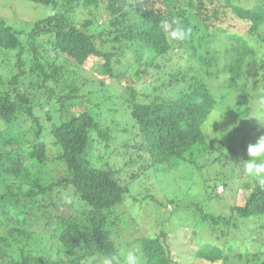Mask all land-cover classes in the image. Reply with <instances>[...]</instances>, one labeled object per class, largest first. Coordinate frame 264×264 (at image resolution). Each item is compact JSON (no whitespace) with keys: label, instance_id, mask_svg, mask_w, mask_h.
<instances>
[{"label":"trees","instance_id":"1","mask_svg":"<svg viewBox=\"0 0 264 264\" xmlns=\"http://www.w3.org/2000/svg\"><path fill=\"white\" fill-rule=\"evenodd\" d=\"M26 1L51 11L27 31L0 15V62L8 63L0 69V264H101L104 256L123 261L128 251L143 264H264V241L230 232L237 223L264 228V189L240 165L264 135V0ZM165 20H178L189 39L167 38ZM172 58L195 62L201 76L188 77L190 67L176 68ZM90 61L119 84L125 76L158 84L139 94L127 87L122 100L85 74ZM111 100L124 101L113 118L91 111ZM212 114H223L225 125L233 120L234 132L215 124L205 134ZM177 159L199 172L211 164L227 172L216 170L212 186L208 178L198 183L206 195L190 205L195 226L187 230L174 209L176 228L161 220L154 231L140 211L162 204L133 195V170L164 172ZM227 178L241 187L243 202L206 212L205 202L231 190ZM44 215L47 240L63 256L57 262L37 251L48 233L34 230Z\"/></svg>","mask_w":264,"mask_h":264},{"label":"rangeland","instance_id":"2","mask_svg":"<svg viewBox=\"0 0 264 264\" xmlns=\"http://www.w3.org/2000/svg\"><path fill=\"white\" fill-rule=\"evenodd\" d=\"M105 5V3H104ZM51 9L39 4H34L32 2L26 1V0H0V15L6 19L7 24L14 27L18 30H24L27 31L31 27V25L38 19L44 18L47 15L50 14ZM42 51L46 52V58H51L52 53L51 49L49 47H44ZM43 53V55H44ZM172 65L176 66V68L180 67L183 70H186L187 67H190V70L187 71V76H201V73H198V65L195 62H188L184 64L183 61H178L177 58H172ZM59 60V59H58ZM60 61V60H59ZM61 62H64V59H62ZM8 63H1L0 62V69H5L7 67ZM94 65V66H93ZM99 64H95V62L90 61L84 66L85 74L90 76L92 75L93 81H103L106 86H108L109 91L111 94L115 97H120L122 100H124L126 97L130 96V93L127 87H131L135 90V93L139 94L141 91H145L149 89L150 84L151 85H157V81L152 80L151 76H145L141 81L135 80L132 76H125V78L120 82V84L114 80H108L107 76L104 75L100 70L98 66ZM77 68L75 69V71ZM76 77V75H74ZM76 84H79L81 82L80 77H76ZM126 80V81H125ZM159 82V81H158ZM136 94V95H137ZM226 100H229L227 95L225 94ZM123 103L124 101H110V104L108 106L102 105L97 111V108H92L91 111L95 113H103L106 114L107 118H113L112 110L113 109H123ZM229 102H227L228 105ZM232 103V102H231ZM224 111L225 108H222ZM73 112L78 113V109H71ZM114 110V111H115ZM117 111V110H116ZM215 113V112H214ZM102 116V115H101ZM220 115L216 116L212 114L209 117V120L206 121V123L203 126L204 133L207 135H212L214 132V125L217 124L220 129L225 130L227 134H232L235 130L233 127V120L229 121V123L224 122V118L222 115V118L219 120ZM43 118V114H42ZM120 118V117H119ZM118 118V119H119ZM42 121V125L44 126V133H48L51 129V125L49 120H47L46 117H44ZM106 123H110L107 121ZM240 123V119H239ZM242 123V122H241ZM240 123V124H241ZM212 124V125H211ZM219 128L217 131H219ZM231 130V131H230ZM220 132V131H219ZM262 134H264V130L261 131ZM259 132H255V135H258ZM128 136V135H127ZM226 136V135H225ZM125 137V136H124ZM229 140L230 137L226 136ZM215 138V137H214ZM213 138V139H214ZM233 139V138H232ZM215 148L219 149V146L217 144H213ZM111 154L106 156V158H110ZM117 159V161H115ZM120 157H113L110 158V161L114 162V165L119 164ZM122 166V165H121ZM232 166V164H231ZM124 168V167H123ZM133 170V169H132ZM222 171V173L227 172L223 168H219L218 166H215L213 164L201 168V172H199L197 169H195L194 166H191L187 161L185 160H173L170 162L169 167H167L164 172L161 170H155V168H148L145 169L144 172L137 174L135 170L133 172L135 173L134 180H133V186H135V189H133V195L136 197H149L148 195L152 196L153 202L158 205V203L162 204V207L157 210L155 207H148L146 211H140L143 212V214L140 215L142 221L144 222H151L152 225H154V231L157 230L161 220L164 221L165 225L164 227H167L170 231H173L171 229H175V224L170 221L169 214L174 209H177V216L175 219L184 220L185 223L187 222L186 229H191V226H195V214L190 212L189 210H192L191 203L192 202H199L202 203V199H204V196L206 195V191H203V187H205L204 184H198L201 183V181L204 180V178H208V184L210 186L213 185V181L210 180L211 176H213L214 172ZM133 172H128L127 175H133ZM225 176V175H221ZM227 177H229L228 174H226ZM210 180V181H209ZM220 180L217 183V186L222 185L224 182L227 183V189L225 193H223L220 197H213L210 201L207 203L205 202L204 209L208 213H212L214 215L218 214L219 210H226L230 207V205H239L243 202L244 199V193H240L241 187L239 185L237 186V182H234L233 180ZM193 184L197 185L195 188H193ZM215 185V184H214ZM206 188V187H205ZM204 188V189H205ZM224 189L225 186H224ZM206 190V189H205ZM132 191V190H131ZM142 201V200H141ZM169 201H173V205L169 204ZM183 211V212H182ZM193 211V210H192ZM225 211V212H226ZM191 214L193 216L188 215ZM181 214V216H180ZM187 216V217H186ZM195 216V217H194ZM47 216L44 215V217H39V221L36 224L35 232L40 233H46L43 234V236L46 238L43 240L44 242H40V246L37 248V251L39 255L46 256L50 258L52 261L57 262L58 260L62 259V255H58L55 251V246H51L49 240L52 237L51 232L52 227L49 225H45L44 222H47L46 219ZM167 217V218H166ZM194 217V218H193ZM154 219L155 221H153ZM47 220V221H46ZM175 221V220H174ZM127 222V221H126ZM125 222V223H126ZM49 224L55 225V220H53L51 223L49 221ZM130 224V223H128ZM256 225L259 229L258 232H254V230L247 229L243 223H237V227L230 230L231 235L237 237V231L241 232L243 231L245 236H252V238L256 237L257 242L261 243L264 241V228L260 226V222H254L251 224V222H247L246 225ZM185 229V230H186ZM204 237V236H203ZM49 238V240H47ZM256 245V244H255ZM254 245V246H255Z\"/></svg>","mask_w":264,"mask_h":264},{"label":"clouds","instance_id":"3","mask_svg":"<svg viewBox=\"0 0 264 264\" xmlns=\"http://www.w3.org/2000/svg\"><path fill=\"white\" fill-rule=\"evenodd\" d=\"M162 28L167 38L176 42L187 41L191 34L190 30L182 27L178 20L162 21ZM247 157L240 163L243 177L252 180L256 186L264 189V135L259 136L255 143L248 146ZM101 264H143V261L135 251H128L124 254L123 261L119 256H104Z\"/></svg>","mask_w":264,"mask_h":264},{"label":"built area","instance_id":"4","mask_svg":"<svg viewBox=\"0 0 264 264\" xmlns=\"http://www.w3.org/2000/svg\"><path fill=\"white\" fill-rule=\"evenodd\" d=\"M220 190H222V188H220Z\"/></svg>","mask_w":264,"mask_h":264}]
</instances>
